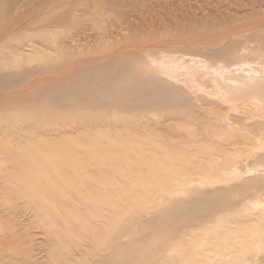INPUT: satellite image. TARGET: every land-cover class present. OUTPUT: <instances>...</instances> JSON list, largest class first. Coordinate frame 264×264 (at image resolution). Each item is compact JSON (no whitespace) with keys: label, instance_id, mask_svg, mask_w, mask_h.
I'll use <instances>...</instances> for the list:
<instances>
[{"label":"rangeland","instance_id":"rangeland-1","mask_svg":"<svg viewBox=\"0 0 264 264\" xmlns=\"http://www.w3.org/2000/svg\"><path fill=\"white\" fill-rule=\"evenodd\" d=\"M115 1L0 0V68L5 66L6 70L8 66L23 75L38 68L66 69L65 65L78 61L96 64L123 52L149 63L175 59L179 62L163 66L166 76L171 70L185 80L195 95L208 102V108L217 110L215 117L202 125L196 115L183 123L180 113L162 110L129 112L51 102L33 105L29 101L14 104L3 98L12 83L0 85V168L5 169L0 170V264H91L92 245L99 241L74 234L73 227L88 221V228H92L110 209L126 213L147 210L168 192L169 197L179 196L197 184L235 182L240 171L252 164L254 154L264 151V141L255 139L260 130L253 131L249 125L253 114L264 117V105L252 104L243 110L239 101L229 102L237 93L230 97L222 91L232 84L227 76L253 79L262 75L260 59L255 57L253 64L225 70L213 77L215 82L206 75L204 65L209 66L208 59L218 67L217 62L223 59L207 58V49L208 53L240 41L241 46L256 44L247 29L230 31L236 24L251 21L248 14L254 2ZM243 2L249 6L242 8ZM255 2L258 10H264V0L259 2L262 5ZM206 22L217 25L204 29ZM237 32L243 34L236 37ZM130 39L138 42L131 40L132 44ZM193 49L206 57L193 55ZM236 50L239 55L232 53L226 60L244 57ZM188 66L197 74L189 75ZM230 105L238 106L237 114L229 112ZM217 119L225 125H210ZM198 137L203 140L195 141ZM123 149L133 155L114 158ZM134 155L138 161L130 162ZM22 157L47 161L42 166L36 164V177L30 178L21 172ZM3 160L6 163H1ZM175 166L191 170L166 180L151 176L155 167ZM75 167L74 174L67 172ZM231 198L236 199L235 193ZM45 213L49 217L67 216L73 234L57 244L47 233ZM263 253L264 188L256 187L233 208L216 212L194 228L193 235L169 244V255L216 256L220 258L216 264H243L246 256ZM194 264H198L196 260Z\"/></svg>","mask_w":264,"mask_h":264},{"label":"bare ground","instance_id":"bare-ground-1","mask_svg":"<svg viewBox=\"0 0 264 264\" xmlns=\"http://www.w3.org/2000/svg\"><path fill=\"white\" fill-rule=\"evenodd\" d=\"M251 1L254 2L253 5H250L252 6L250 9H253L248 14L251 16V21L247 24H236L238 26L236 28H234L236 25L232 26L234 29L232 28L230 31L236 29L242 32L247 29L251 38L257 39H254L256 44L248 47L239 45L241 41L232 42L221 48L215 45L218 48L213 47L215 50L212 48L213 50H209L208 53L207 49L204 53L207 58L213 56L215 58L220 56V58H225V60L221 59V62H217L218 67H216V63L209 62L206 59L209 63V66H206L207 63L204 64L206 75L211 77L210 80L213 82L217 80V78L213 79V77L222 75L225 70L253 64L254 60L252 59L255 57L260 59L261 63L259 65L262 75H257L253 79L246 76H227L226 78H229L230 80L228 81L232 84L222 87V91L226 95H230V97L236 93L238 94L237 97L231 98L229 102L233 100L239 101L238 104L243 110L252 104L264 105V10H258L255 0ZM244 2L248 3L245 0ZM259 2L260 0H257V3ZM261 3L259 5H262ZM247 5L244 4L242 8ZM254 6L257 9H254ZM262 7H264V3ZM209 23H203L205 25H202L206 26L203 28L206 29L210 25H217ZM241 32L239 34H243ZM233 33L236 34V32ZM239 34L237 32L236 37ZM131 40L134 39H130L133 44L134 42ZM134 41L138 42L137 39ZM196 49H193V51L196 52ZM236 49L240 51L241 55L244 54V57L236 59V57L232 56L235 60L232 58L226 60L228 55L231 57L232 53L238 54ZM197 53L199 54L200 52L197 51L193 55ZM198 54V57L205 56L202 53L201 55ZM93 62L84 61L80 63L78 61L69 64V67L65 65L66 69H50V67H47L49 69L38 68L35 71H30L31 73L29 74L24 72L25 75H30V77L23 76L24 74L21 75L19 71L15 73L9 70L8 66L4 70V66L3 70L0 68L2 70H0V85H5L6 81L11 82L12 85L7 89L8 91L3 92V98L14 104L22 101L32 102L33 105L51 102L76 107H111L129 112L157 110L166 111L168 114L178 112L180 113L179 115L183 116V123L190 121V115H196L198 122L202 125H205L202 122L215 117L214 111L217 110L208 108V102H205L204 98L195 95L193 90L183 82L185 80L173 75L171 70H169V76H166V69L163 66H166L167 63H170V65L173 63L174 65L179 62L178 60L174 59L169 62L155 60L153 63H149L143 57L123 52L115 58H108L96 64H91ZM153 64L160 66L161 70L157 69ZM188 67L189 70L187 69V72L189 75L197 74L194 67ZM173 72L177 73L175 69ZM18 82L19 84L11 89ZM2 102H0V105ZM236 107L238 106L230 105L227 109L232 114H237ZM210 125L219 126L225 125V123L217 119ZM249 125L253 131L260 130L259 134H255V139L257 142H263L264 117L257 118L253 114ZM160 126L168 127L169 125L162 124ZM201 136L205 139L208 138L206 134ZM202 138L198 137L195 141L203 140ZM76 154L81 155L79 152ZM132 155L133 153L123 149L113 156L116 159H126ZM86 156H91V154H86ZM13 159L14 157L12 159L9 158V161H13ZM138 159V156L134 155L130 157V162H136ZM19 161L23 175L34 178L36 177L35 173L38 171L36 164L42 166L47 160L22 157ZM1 163L6 162L3 160ZM251 163L249 168L247 167L246 170L240 171L235 182L216 183L210 186L197 184L186 189L184 195L179 196L169 197L168 192L162 195L154 207L147 210L138 209L134 212L126 213L119 208L110 209L109 213H106L104 218L99 220L92 228H88V221L83 225L80 224L77 227H73L74 234L76 232V234H82V237H92L93 240L99 241L97 245H92L94 256L91 264H194L195 260L198 264H216L220 261V258L216 256L169 255V244L177 243L180 237L193 235L194 228L202 226L203 222L212 219L216 212L230 207L233 208L250 193L253 187L258 188V190L263 189L264 151L256 152ZM8 166L11 165L8 164ZM84 166L87 168L88 165ZM77 169L78 167L67 169V172L74 174ZM190 170V168L181 166L173 168L155 167L152 169L151 176L166 180L169 176L185 174L190 172ZM1 172L3 171L1 170ZM11 182L10 180L9 182L7 181L10 185ZM158 187L156 186V188ZM232 193H235L236 199H230ZM43 215L48 217L47 225H45L48 230L47 233L50 234L52 240L57 241V244L63 242L66 239V235L73 234L69 230L67 216L49 217L46 213ZM243 264H264V253L262 255L246 256Z\"/></svg>","mask_w":264,"mask_h":264}]
</instances>
